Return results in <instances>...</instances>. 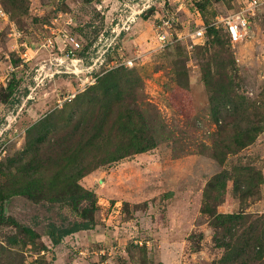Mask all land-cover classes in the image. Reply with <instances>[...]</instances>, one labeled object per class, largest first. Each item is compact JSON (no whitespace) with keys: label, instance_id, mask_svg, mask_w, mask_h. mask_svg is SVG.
<instances>
[{"label":"rangeland","instance_id":"obj_1","mask_svg":"<svg viewBox=\"0 0 264 264\" xmlns=\"http://www.w3.org/2000/svg\"><path fill=\"white\" fill-rule=\"evenodd\" d=\"M243 1L0 0V264H262L264 11L233 46L214 23ZM112 71L96 118L79 103ZM72 184L94 226L52 246L45 225L80 217L45 197Z\"/></svg>","mask_w":264,"mask_h":264},{"label":"trees","instance_id":"obj_2","mask_svg":"<svg viewBox=\"0 0 264 264\" xmlns=\"http://www.w3.org/2000/svg\"><path fill=\"white\" fill-rule=\"evenodd\" d=\"M150 7L147 9L149 10ZM227 38V36H226ZM228 40V39H227ZM218 43V42H217ZM115 71H112L111 73H107L106 75H104L105 80L103 81L104 84L101 86V88L99 89L98 93H95L93 95H90L88 98H85L82 100L81 105H91L93 106V110H92V114H96V118L98 116L101 115V113H106L105 111H103V106L101 105L102 103L106 102L108 100V97L106 96V90L108 89V87L112 84L115 83V80H117V75H115ZM101 81V80H100ZM102 82V81H101ZM206 82V81H205ZM184 87V86H182ZM86 90V89H85ZM102 90H105L104 92H102ZM106 111L109 114V112L111 111L110 108L107 110L106 107ZM75 113L70 114L69 118L67 121L72 120L73 118L78 119L76 117H74ZM61 122V120H57L56 123ZM81 124V120L78 119L76 120V128L75 130L78 131V125ZM49 127L51 126V123L48 124ZM84 128V126H83ZM122 151H125L124 149H121ZM141 151V150H138ZM123 156L121 155H115V161H117L118 159H121ZM65 177V176H64ZM217 178L220 179V175L216 176ZM68 179L71 180V177H68ZM73 181V180H71ZM36 187L33 185L32 182H29L25 188V196L27 197V199H34V193L31 190V187ZM74 186V191H71V189H69L68 187H65L66 191H61L60 193L56 194V195H50L48 197H45V199L47 201L50 202H63V198L64 197H69V199H72V202L70 203V205L73 207V209L76 208V206L78 205V209H77V213L79 214L80 220L78 221H70L67 222L66 224H60V225H56L54 223H47L45 225V236L48 238L49 242L51 243L52 246H57L61 240L71 234L77 233L78 231H87V230H91L94 226V212H95V201H94V196L92 191H85V190H81L78 186H76V184H72V187ZM34 191V190H33ZM67 192H69V194L67 195ZM244 196V194L242 195ZM38 198H40V196H38ZM213 217L216 216H220L218 215L216 212H212L211 214ZM228 216L225 217H221L222 219H227L228 221V231H230L233 226H234V222L238 221L239 218L237 216H229V214H227ZM6 218L3 215L2 212V208L0 206V223L1 221L5 220ZM14 227L19 229V230H26L25 228H23L22 226H19L18 224L12 222ZM258 228L254 225L251 224L249 226L248 232L250 231V235H249V242L241 245L240 247H233V250L235 248V251L233 253H231L235 258H240V257H248L251 252L253 251L254 247L257 246L255 242H257V240L259 239V234H256V230ZM236 245V243H235Z\"/></svg>","mask_w":264,"mask_h":264},{"label":"built area","instance_id":"obj_3","mask_svg":"<svg viewBox=\"0 0 264 264\" xmlns=\"http://www.w3.org/2000/svg\"><path fill=\"white\" fill-rule=\"evenodd\" d=\"M142 8L141 11H144ZM148 9V7H147ZM264 11V0H244L240 3L239 7L234 13L225 14L215 18L216 24L225 31L228 43L233 46L240 43L248 32V25L252 18L259 12ZM204 28H197L193 35L192 40H201L204 34ZM169 34L162 32L157 35V40L160 47H165L169 44ZM169 41V42H168ZM69 45L67 54H72L73 51L78 49V43L73 38H68L64 41Z\"/></svg>","mask_w":264,"mask_h":264},{"label":"crops","instance_id":"obj_4","mask_svg":"<svg viewBox=\"0 0 264 264\" xmlns=\"http://www.w3.org/2000/svg\"><path fill=\"white\" fill-rule=\"evenodd\" d=\"M218 211H219V210H218ZM72 235H77V234L74 233V234L69 235L68 237H70V236H72ZM174 238H176V236H171V235H169V239H174ZM177 238H179V237H177ZM262 264H264V260H263Z\"/></svg>","mask_w":264,"mask_h":264}]
</instances>
